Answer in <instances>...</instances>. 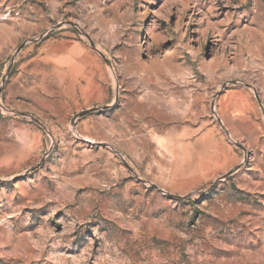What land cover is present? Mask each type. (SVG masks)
Instances as JSON below:
<instances>
[{
    "label": "rangeland",
    "instance_id": "rangeland-1",
    "mask_svg": "<svg viewBox=\"0 0 264 264\" xmlns=\"http://www.w3.org/2000/svg\"><path fill=\"white\" fill-rule=\"evenodd\" d=\"M0 264H264V0H0Z\"/></svg>",
    "mask_w": 264,
    "mask_h": 264
}]
</instances>
